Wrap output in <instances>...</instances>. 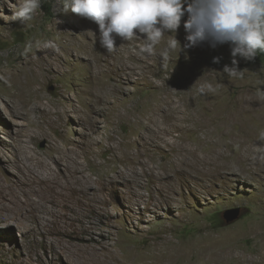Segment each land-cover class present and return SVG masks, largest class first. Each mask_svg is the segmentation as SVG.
Instances as JSON below:
<instances>
[{
    "label": "rangeland",
    "instance_id": "rangeland-1",
    "mask_svg": "<svg viewBox=\"0 0 264 264\" xmlns=\"http://www.w3.org/2000/svg\"><path fill=\"white\" fill-rule=\"evenodd\" d=\"M16 2L0 0V200L12 206L18 193L25 202L19 189L26 173L11 164L30 153L57 168L49 158L54 143L78 156L92 184L85 183L87 197L63 192L73 207L67 212L46 202L60 211V224L36 209L50 220L44 231L0 223V264H264V160L253 159L254 146L264 145L262 53L252 61L235 57L248 71L229 80L222 74L233 59L228 44L178 45L163 62L168 35L150 57L139 54L141 41L116 37L119 48L108 53L96 38L98 25L64 13L63 0H41L26 26L10 20ZM186 18L176 34L182 46ZM36 41L40 46L25 54ZM204 82L223 86L201 95ZM162 88L181 100V125L163 101L153 108ZM164 127L172 134L157 149L154 130ZM179 144L202 155L222 147L234 170L203 176L182 164L181 172L171 163ZM128 152L141 157L137 177ZM65 166H58L63 184H72ZM114 167L125 177L112 181ZM226 214L239 217L228 223Z\"/></svg>",
    "mask_w": 264,
    "mask_h": 264
},
{
    "label": "clouds",
    "instance_id": "clouds-1",
    "mask_svg": "<svg viewBox=\"0 0 264 264\" xmlns=\"http://www.w3.org/2000/svg\"><path fill=\"white\" fill-rule=\"evenodd\" d=\"M40 8L41 0H17L10 20H19L26 26ZM69 11L98 25L96 38L108 53L119 48L116 37L141 41L139 54L150 57L168 35L170 38L160 52L163 62L178 45L183 51L205 42L212 48L228 44L233 59L231 66H224L222 74L229 80L242 79L248 71L239 69L235 57L252 61L258 53H264V0H63V12ZM185 16L186 43L182 46L176 34ZM39 46V41L28 43L25 54ZM213 62L218 63L219 58ZM222 86L219 82H204L198 92L203 95ZM259 94L264 95V91ZM260 138L264 139V132ZM254 147L259 152L253 159L264 160V145Z\"/></svg>",
    "mask_w": 264,
    "mask_h": 264
},
{
    "label": "bare ground",
    "instance_id": "bare-ground-1",
    "mask_svg": "<svg viewBox=\"0 0 264 264\" xmlns=\"http://www.w3.org/2000/svg\"><path fill=\"white\" fill-rule=\"evenodd\" d=\"M15 83H17V82H15ZM165 90L166 89L162 88L163 96H161L158 99V101L153 105V108L157 107V104L159 101H163L164 103H166L168 105L169 108H171L173 110H177V114H179L180 116H178L174 119V125H178L184 120L183 115H185L186 112H183L181 110L183 107L181 108V100H177L178 95L176 93H173L172 91L166 92ZM37 108H38V106H37ZM185 121H186V119H185ZM154 131H155L154 134L156 135V137H154L152 139H155V141H156L157 145L155 146V148H157V149L158 148H160V149L165 148L164 143L166 142V140L168 141V139H166L167 136L172 134L171 130L168 127H164L163 129H158V130H154ZM26 148L27 147H25V151H27ZM110 149H112V148H110ZM245 150L243 151V154H242V158L244 161H246L247 157L250 156V154L247 155V152L249 153V151L248 150L245 151ZM172 151H174V150H172ZM133 154L135 156H133L132 153H130V152H128L127 155L131 158V161L133 163L132 164V169H133L132 171H133V173L136 174V177H137L141 174L136 172L135 166L141 162V159H140L141 157H139L138 154L136 155V153H133ZM49 158L55 163L57 168H53L51 163L43 160L44 158L42 159V156L40 158L38 155H34V154L32 155L30 153H27L25 155V157L22 159H18V157H17L12 162L11 165L13 167H15V168L21 167L24 170V172L26 173L25 176L21 177L20 183L22 184L21 185L22 187L19 189L20 193H22L23 196L26 197V200H25V202H22L18 193H16V195L14 194L15 196L11 200L12 206H6L7 203L5 204L4 201L0 200V205L2 204V206H0V223H11V224L17 226L18 228L23 229L26 232L44 231L45 229H47L50 220L47 221V220H44L43 218H41L38 215L36 209H38L40 211L42 210L44 213L47 212L46 214H48V215L53 214L54 215V222L59 223L58 218H57L55 213H59L60 211H57V212L52 211L51 210L52 207L47 208V204H46L47 201L55 202L57 204L61 203L62 204L61 208H63L64 211L67 212L69 209H72L73 207H71V205H69L70 198H67L68 195L66 197L64 196L65 198L64 197L62 198V196L64 195L63 192H67V191L69 192L70 191V193H72V195L73 194H75L77 196L84 195L87 197L88 194H86V191H85L87 189V187L85 189V186H87V184H85V183H88L90 185V183L92 181H91L90 177L86 176L85 171H84L85 170L84 166L82 164H80V162L78 160V156L75 154H70L63 147H60V145L54 143V145L52 146V150L49 153ZM124 158H126V157L124 156ZM121 159H123V158H121ZM127 161H130V160H127ZM131 161H130V163H131ZM62 162L66 163V166H65L66 169L65 170L67 171L68 176L71 178H73V177L76 178L74 183L63 184L64 182L62 181V178H61L62 174L58 170V166ZM171 163H172L173 167L181 170V172L185 171V170H182V164H185L189 169L193 168V171L201 172V174L203 176L208 175L209 173H214V172L223 173L226 170H232V171L234 170L232 165H231V162L229 160V154L222 147H215L212 149V152L210 154L202 155L196 149L187 148L186 146H183L181 144L180 146H178V150L175 154V157L172 159ZM200 166L201 167L205 166V168L202 169L203 168L202 167L200 169ZM113 173H114V175L111 177L112 181H117L118 178L125 177L124 174L118 173L117 167H114ZM151 176H154V174H152ZM69 177H66V178H69ZM157 177H159V176H157ZM59 178H61L60 181H62V182L58 181ZM132 178H133V180L136 179L134 177H132ZM136 182H135V185H136ZM44 183H50L49 189L45 190L47 192L46 193H36L35 192V191H37L36 186H41ZM80 183H81V185H79ZM27 187L32 189V191H29V192L27 191L28 193H26L24 191V189ZM58 187H60L61 189L58 190ZM3 190L4 189L1 186L0 187V196H4ZM51 191H52V193H50ZM34 193L39 194V197H40L42 203L40 202V204H39L38 202H35L36 200L33 201L32 194H34ZM81 193H83V194H81ZM71 198H72V196H71ZM60 199L62 200V202H59ZM57 204H55L54 207L58 208ZM49 205H48V207H50ZM45 215H44V217H45ZM66 215H67V213H66ZM72 218H73V216H72ZM68 219H69V217H68Z\"/></svg>",
    "mask_w": 264,
    "mask_h": 264
},
{
    "label": "water",
    "instance_id": "water-1",
    "mask_svg": "<svg viewBox=\"0 0 264 264\" xmlns=\"http://www.w3.org/2000/svg\"><path fill=\"white\" fill-rule=\"evenodd\" d=\"M238 217H239L238 214H234V215H228V214H226V215H225V218H226V220H227L228 223L237 220Z\"/></svg>",
    "mask_w": 264,
    "mask_h": 264
},
{
    "label": "trees",
    "instance_id": "trees-1",
    "mask_svg": "<svg viewBox=\"0 0 264 264\" xmlns=\"http://www.w3.org/2000/svg\"><path fill=\"white\" fill-rule=\"evenodd\" d=\"M261 57L264 58V53H262V56Z\"/></svg>",
    "mask_w": 264,
    "mask_h": 264
}]
</instances>
